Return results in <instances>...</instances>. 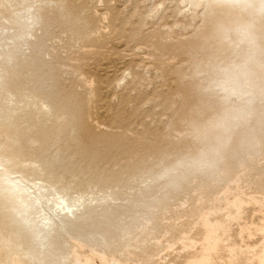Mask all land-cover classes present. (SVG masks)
<instances>
[{"label": "rangeland", "instance_id": "1", "mask_svg": "<svg viewBox=\"0 0 264 264\" xmlns=\"http://www.w3.org/2000/svg\"><path fill=\"white\" fill-rule=\"evenodd\" d=\"M0 2V183L16 176L70 201L90 194L96 230L113 235L77 228L86 251L184 264L199 252L202 214L264 197V83L244 80L253 58L238 43L264 48L261 36L240 37L262 0ZM220 29L234 34L224 40ZM36 41L41 57L28 66ZM9 216L0 209V264H69L72 244L60 240L29 257L38 241ZM259 216L244 206V220ZM188 238L196 250L182 251Z\"/></svg>", "mask_w": 264, "mask_h": 264}, {"label": "bare ground", "instance_id": "2", "mask_svg": "<svg viewBox=\"0 0 264 264\" xmlns=\"http://www.w3.org/2000/svg\"><path fill=\"white\" fill-rule=\"evenodd\" d=\"M0 4L3 3L0 2ZM61 7L64 6L62 5ZM64 12V10H60L58 13L61 16ZM41 16L42 14H40L38 18L39 21ZM106 16L104 15L102 17L106 19ZM75 18H77V16ZM103 18L102 21H104ZM98 21L100 20H95V25H97ZM263 27L264 13L260 14L253 22L250 29L247 30L248 36L245 37L240 35V37L249 40L258 35L261 36V40H264V33H262ZM254 28L258 30V33L253 30ZM23 33L26 36L32 35L29 29H25ZM220 33L223 35L224 40L234 34L226 29H220ZM240 42H242V40H238V43L243 48V52L252 54L253 58V61L247 67L243 68V71L246 70L244 80L251 85L256 83L259 86L262 81L264 83L262 76L260 77L261 74H264V48L260 45V47L251 52V48ZM37 48L38 41L33 42L29 49L28 66L39 62L41 53L38 54ZM20 66L22 65L17 64V67ZM257 67L259 69H257ZM32 70L33 68L31 67L28 73L35 74L36 68H34V71ZM34 80L35 85L42 86V81L38 80L37 77L34 78ZM84 83H86L85 86H88L91 91L93 86L92 81H86ZM261 120L264 121V118ZM228 133H230L228 137L231 138L233 133ZM260 140L264 146V133L260 135ZM3 176H5V174H3ZM47 189V184H37L35 181L31 182L29 185H25L22 183V180L16 176L13 179L7 178L5 183H0V209H8L10 213L8 222L12 224V221H16L19 223L17 226L18 229H24L29 234H32V238L30 239L31 244L38 241L35 246H30L26 249V254H28L29 257H33L35 252H50V248L56 242L59 243L57 240H60L61 246L64 245V242L72 244L70 258L68 260L69 264H94L92 261L94 256H96L97 259L99 258V263L101 264H128L126 262L127 258H125L124 261L120 259L115 260L105 252L97 253L94 250H89L90 252H88V250H85V245L78 240L79 235L75 234V230L82 227H87L90 235H98L103 238L113 235L111 229H107L106 234L96 230L97 227L101 225V220L99 217L94 219L90 218V215L96 211V207L89 206L88 204L90 194H80L70 201L60 192H56L55 195L51 196V193H49ZM95 199L99 200L98 197H95ZM246 205H252L254 210L260 213L258 221L244 220L242 218L244 206ZM224 208L227 210L223 211V209H220L202 214V237L199 245V252L198 254L188 256L184 264H264V197H245L244 195H238ZM90 220L91 222H88ZM233 222L237 223L238 228L234 240L230 238L232 236H230V230ZM252 237L257 238L256 241L259 240L258 245H255V242L249 240ZM8 239H11V237ZM46 244L50 246L42 249ZM181 248L182 251H188L190 249L194 251L196 250V245L193 239L188 238L182 241ZM219 250L227 251L226 255H222ZM126 253L129 255L132 254L131 252ZM41 263L42 262L39 264ZM10 264L23 263L20 262L18 257L13 256L11 257Z\"/></svg>", "mask_w": 264, "mask_h": 264}, {"label": "clouds", "instance_id": "3", "mask_svg": "<svg viewBox=\"0 0 264 264\" xmlns=\"http://www.w3.org/2000/svg\"><path fill=\"white\" fill-rule=\"evenodd\" d=\"M262 3H264V0H262ZM241 34H242L243 36L247 37V36H248L247 29H246V28H245V29H242V30H241ZM222 87H223V89H224L225 91L229 90L227 84L222 85Z\"/></svg>", "mask_w": 264, "mask_h": 264}]
</instances>
